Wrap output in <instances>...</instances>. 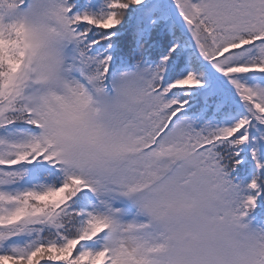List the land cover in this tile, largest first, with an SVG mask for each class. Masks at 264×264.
Here are the masks:
<instances>
[{
  "label": "snow or ice",
  "instance_id": "snow-or-ice-1",
  "mask_svg": "<svg viewBox=\"0 0 264 264\" xmlns=\"http://www.w3.org/2000/svg\"><path fill=\"white\" fill-rule=\"evenodd\" d=\"M0 264H264V0H0Z\"/></svg>",
  "mask_w": 264,
  "mask_h": 264
},
{
  "label": "clouds",
  "instance_id": "clouds-1",
  "mask_svg": "<svg viewBox=\"0 0 264 264\" xmlns=\"http://www.w3.org/2000/svg\"><path fill=\"white\" fill-rule=\"evenodd\" d=\"M33 24L39 28L40 21L33 20ZM42 39L45 44L44 48V62L41 65V73L42 74H52L55 72L56 68L58 67V60H59V42L54 37H48L47 35H42ZM250 252V248L247 246L240 247L235 252V258L237 260L242 259Z\"/></svg>",
  "mask_w": 264,
  "mask_h": 264
}]
</instances>
